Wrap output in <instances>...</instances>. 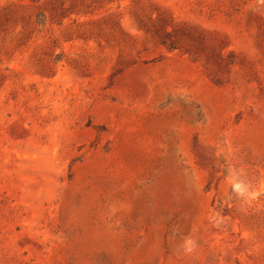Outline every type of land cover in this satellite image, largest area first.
<instances>
[{
	"label": "rangeland",
	"instance_id": "374dc122",
	"mask_svg": "<svg viewBox=\"0 0 264 264\" xmlns=\"http://www.w3.org/2000/svg\"><path fill=\"white\" fill-rule=\"evenodd\" d=\"M13 4L0 264H264V0Z\"/></svg>",
	"mask_w": 264,
	"mask_h": 264
},
{
	"label": "trees",
	"instance_id": "16d2710c",
	"mask_svg": "<svg viewBox=\"0 0 264 264\" xmlns=\"http://www.w3.org/2000/svg\"><path fill=\"white\" fill-rule=\"evenodd\" d=\"M30 3H39L41 0H28ZM46 5V4H45ZM44 3H40L39 6L44 7ZM28 5H19V4H13L6 6L0 10V30L2 27L6 26L8 23H16V22H22L24 19V14L21 11L22 8L26 7ZM51 11H54V8H50ZM45 11V10H44ZM37 17L40 16L38 13L36 15ZM177 36V31L176 30H164L163 32V38L161 43L163 45H166L168 43L169 48H173V45L175 44V40H172L174 37ZM188 36V35H187Z\"/></svg>",
	"mask_w": 264,
	"mask_h": 264
}]
</instances>
